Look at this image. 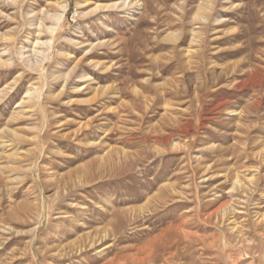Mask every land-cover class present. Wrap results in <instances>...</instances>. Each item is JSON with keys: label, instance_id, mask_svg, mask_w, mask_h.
<instances>
[{"label": "rangeland", "instance_id": "rangeland-1", "mask_svg": "<svg viewBox=\"0 0 264 264\" xmlns=\"http://www.w3.org/2000/svg\"><path fill=\"white\" fill-rule=\"evenodd\" d=\"M57 1L0 3V33L13 36L0 41V264H68L48 250L76 236L57 233L112 228L117 212L122 239L91 251L94 264L118 251L147 264H264V0H141L94 14L123 0H65L55 34L40 33ZM235 222L250 239L240 252Z\"/></svg>", "mask_w": 264, "mask_h": 264}, {"label": "bare ground", "instance_id": "bare-ground-1", "mask_svg": "<svg viewBox=\"0 0 264 264\" xmlns=\"http://www.w3.org/2000/svg\"><path fill=\"white\" fill-rule=\"evenodd\" d=\"M12 1L18 8L21 7L22 0H12ZM140 1L141 0H123V1H120V2H111V3H107V4H96L95 7L91 8L90 11L86 12L85 14H94V12H96L98 10L114 9V8H120V7H127V6H130V5H137V4H139ZM1 2H3V0H0V3ZM84 2H86V1H82V2H80V4H82ZM213 4H214L213 0H208V2L206 4V9H210L211 6H213ZM4 6H5V3H4ZM1 7H0V14H1L2 17H4V11H3V9ZM67 7H68V5H67V3H65V0H58L57 1V7H53L51 10H47L45 12V19H46V21H49L48 23H50V24H45V19H43V20L41 19L40 21L38 20V22H40L39 25H38L39 32L40 33L41 32H47V33L50 32V33H54L55 34V31L58 29L59 24H61L63 19H64V13L66 12ZM207 17H208L207 12L203 13L202 15H200L199 16L200 22L203 23V21L208 20ZM35 23H33V24H35ZM199 33H200L199 31H196L194 33L195 37H193V42H195V43L199 42V39H198L199 38L198 37ZM12 37L13 36L9 32L8 33H0V41L8 42V41H10L12 39ZM39 39H41V38H39ZM39 39L36 41L35 45H43L44 46L45 44L49 43V40L40 41ZM24 48H25L24 46L20 47L19 51H23ZM94 48H95V45H91V51H93ZM7 50L8 49H7V46H6L3 51H7ZM21 54L23 55V52H21ZM7 62H9V61L4 59L3 56L0 54V64L5 65V64H7ZM38 63H39V61H38ZM100 64L101 63H99V62H95L96 66L100 65ZM81 77L84 78V79H87V75H82ZM28 94H29L31 99H32V97H34L32 95V92H28ZM233 183H234L233 189H237L239 191L240 188H241L242 191H243V194L246 193V196L252 190L251 187L247 186L245 183L242 182V180L240 179V177L238 175L235 177V180H234ZM169 188H170V190H172V192L176 190L175 189L176 187H174L173 185H171ZM176 194H177V192H176ZM176 199L177 198L172 199L174 201L173 203H174V205L175 204L179 205L180 201L176 200ZM146 208H149V207H146ZM140 210H141V212H143L142 209H140ZM176 210H178V207H176ZM236 210L237 209L235 207L233 208L232 206L225 205V207L222 208V210L219 213V215H221L222 219H224L226 221L230 220L229 222L233 223V221H231V219H232L231 215L233 213H237ZM154 211H156V210H154ZM116 214H117V219H116V222H115V224L113 225L112 228H107V229L94 228L93 230H89L88 232H84V233L82 232V234H79L80 230H81L80 229L81 226L83 228L84 227L83 225H86L85 224L86 221H85L81 225L72 224L70 228L59 231L57 233L58 234L57 237L61 238L62 240L68 239V237H70V236H76V237L73 240H71V242H69L68 244H64V243L63 244L62 243L57 244L56 246L49 248L48 251L51 252V253L53 252V254H51V255L54 256L55 258H57L60 261L70 260V263H68V264H94L95 260L93 259V257L89 256V253L91 251L97 250L99 254H103L106 250L114 247L116 245V243L119 242L122 239V236L120 235L119 231H120L121 227L123 226V220L125 218L122 220L121 218H119L118 212ZM126 215H128V213ZM172 215H174V214H172ZM213 215H215V214H213ZM213 215H210L209 218H212L211 216H213ZM130 216H133V215L130 214ZM260 218H261L262 221H264V215L258 217V219H260ZM85 219L88 220L90 223H92V225H94V224L99 225V224H101V223H103L105 221V217H103V216L100 217V218L91 217L89 219H87V218H85ZM128 219L130 220V217ZM131 219H132V217H131ZM138 220H139V218H138ZM72 221H75V220H72ZM72 221H71V223H72ZM142 221H143V219H142ZM259 222L260 221H258V223ZM186 223H187L186 221H183L179 226H177L174 229V232H175L174 236H176L175 238L177 240V242L175 240L176 244L180 243L181 236L183 235L182 234V231H183V228H184L183 226H185ZM133 224H136V222H134ZM234 224L235 225L232 226L233 229H235L237 227L238 223L236 224V222H235ZM59 226L61 227V225H59ZM263 226H264V223H263ZM94 227H96V225ZM240 227L239 226L237 227L238 228L237 231L239 233L235 235L237 240H236V244H234L235 245L234 246V250L236 252H240L246 246V243L250 241V239H248L247 237L245 238V235H247V233H245L244 230L242 228H240ZM86 228L87 229H92L90 227L89 228L85 227V229ZM61 234H62V236H61ZM125 234H126V232H125ZM111 236H115L114 237L115 242L113 244L106 245V247L104 249L99 250L100 247H102L103 245H105L107 243V240L110 239ZM185 236H187V235H184L182 238H184ZM62 240H60V241H62ZM236 252L235 253L231 252V254L229 255L230 260H232L233 263H235L238 260L237 259L238 254H236ZM123 255H124V253H123ZM75 257H81L82 259L79 258L80 259L79 261H75L74 260ZM146 258L139 259V258H134V257L122 256L119 253V251H118L117 253H115L114 257L109 259L105 264H147V259Z\"/></svg>", "mask_w": 264, "mask_h": 264}]
</instances>
